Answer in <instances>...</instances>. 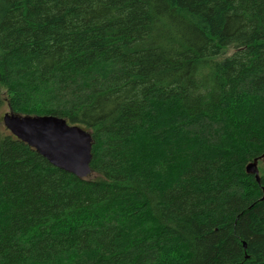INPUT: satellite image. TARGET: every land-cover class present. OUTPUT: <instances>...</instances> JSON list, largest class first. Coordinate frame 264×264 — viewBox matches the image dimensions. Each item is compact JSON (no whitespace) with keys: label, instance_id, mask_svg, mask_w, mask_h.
Wrapping results in <instances>:
<instances>
[{"label":"trees","instance_id":"trees-1","mask_svg":"<svg viewBox=\"0 0 264 264\" xmlns=\"http://www.w3.org/2000/svg\"><path fill=\"white\" fill-rule=\"evenodd\" d=\"M3 109L93 157L0 126V264H264V0H0Z\"/></svg>","mask_w":264,"mask_h":264},{"label":"water","instance_id":"water-1","mask_svg":"<svg viewBox=\"0 0 264 264\" xmlns=\"http://www.w3.org/2000/svg\"><path fill=\"white\" fill-rule=\"evenodd\" d=\"M4 122L12 134L38 147L59 168L80 178L91 175L93 139L82 127L70 125L60 117L47 116L22 118L7 114ZM247 171L260 183L258 160L251 163Z\"/></svg>","mask_w":264,"mask_h":264},{"label":"rangeland","instance_id":"rangeland-1","mask_svg":"<svg viewBox=\"0 0 264 264\" xmlns=\"http://www.w3.org/2000/svg\"><path fill=\"white\" fill-rule=\"evenodd\" d=\"M230 52H232V50H228V53H230ZM6 115H7V109L1 110V112H0V126L7 131L9 129L6 127L5 122H4V118Z\"/></svg>","mask_w":264,"mask_h":264}]
</instances>
